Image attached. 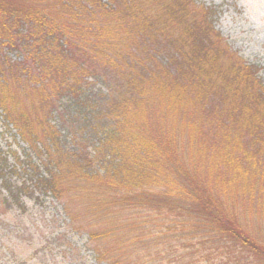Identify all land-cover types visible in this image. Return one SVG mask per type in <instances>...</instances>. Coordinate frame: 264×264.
I'll use <instances>...</instances> for the list:
<instances>
[{"label":"trees","instance_id":"1","mask_svg":"<svg viewBox=\"0 0 264 264\" xmlns=\"http://www.w3.org/2000/svg\"><path fill=\"white\" fill-rule=\"evenodd\" d=\"M212 13L198 0H0V109L27 142L25 160L14 154L18 165L0 143L5 204L23 207L36 190L51 194L72 228L91 227L94 258L80 254L82 264H264V244L224 211L229 178L219 184L222 192L207 190L209 179L195 181L194 160L182 159L166 128L162 141L158 126L145 131L136 119L126 125L128 107L144 114L142 104L158 97L161 80L160 91L177 87L187 97L192 89L200 108L231 93L247 97L241 109L252 113L250 144L237 146L233 127L223 128L231 154L238 147L245 155L217 161L249 163L250 172L236 166V183L264 198V80L215 28ZM95 34L101 41L91 39ZM148 86L155 93L146 101ZM71 114L78 134L68 138L60 122ZM156 175H165L172 190L145 194ZM147 209L178 221L168 229L161 224L159 233L153 214L136 216Z\"/></svg>","mask_w":264,"mask_h":264},{"label":"rangeland","instance_id":"2","mask_svg":"<svg viewBox=\"0 0 264 264\" xmlns=\"http://www.w3.org/2000/svg\"><path fill=\"white\" fill-rule=\"evenodd\" d=\"M198 3L213 11L212 19L215 28L222 33L232 48L238 51V55H241L248 63L257 66L259 74L264 80V0H198ZM24 28H26L25 23ZM92 36L93 41L94 39L98 42L101 41L97 39L96 34ZM67 41V45L70 44L71 47L70 39L68 38ZM64 49H66V45ZM119 64L121 65L120 62ZM175 75L180 77L179 73H175ZM156 84L159 88L162 86V80ZM221 85L222 82L219 83V86ZM171 87L174 88L172 85ZM158 88L155 87L160 92L158 97L147 108L141 103L144 114L140 110H135V106L131 109L128 104L126 105L129 106L126 112V125H131V119H136L138 124L140 120L144 121L145 125L140 127L145 131H152L151 128L158 126L156 128L157 133L162 141L164 128H166L168 134L177 141L180 148L178 153L181 152L182 159L184 161L189 159L191 162L194 160V163H189L193 165L191 168L199 173L195 177V181H203V177L209 179L207 190L222 192V186L219 184L222 183L223 179L229 178L228 181L232 183L229 184L230 187H227L223 197V208L226 209L224 211L235 217L241 228H246L244 231L247 234L255 236L264 244V198L259 196L257 190H254L255 187L245 186L244 191H242L241 184L236 183V180L238 182L242 176L234 175L236 166L239 165L238 168L241 171L249 170L250 172L251 165L242 161H231L229 157L226 165L222 164V159L217 161L219 156L234 155L241 157L245 155L238 147H234L231 154L230 144L225 146L224 143L225 134L229 131L225 128L227 130L225 132L223 128L225 124L233 127L235 137L237 139H239L237 136L240 137L237 146L244 141L245 144H250L252 138L250 132L254 128V125L249 126V123L253 122L251 120L252 113L248 109L245 110L244 107L241 109L244 104H247V97L243 98L236 93H231L230 98H227L223 103L213 100L211 106L200 108L196 106L198 98L192 89H188L189 96L184 97L182 92H178L177 87L174 88V91H168V89L160 91ZM155 89L151 86L146 88V101L150 100ZM122 92V90H116L113 94L119 96ZM162 106H167L165 108L166 114L160 112ZM184 108L191 109L187 115L183 114ZM2 114L0 109V143L5 152L11 153L10 163L15 165L17 162L14 157L15 153L21 157V160H25L24 153L27 142L22 140L18 133L16 134L15 128L6 125ZM73 116L71 114V116L63 119L64 123L60 122V125L67 130L65 134L68 138L78 134V123ZM248 117L249 119L246 121ZM262 121L264 122V120ZM156 122L158 123L155 125ZM135 124L133 123V125ZM132 131L134 130L132 129ZM138 132L141 135L143 131ZM215 149L218 150L219 155ZM169 157L172 155L169 154ZM262 158L263 161L260 166L264 171V156ZM160 162L166 165V161ZM203 167H206L207 172L202 173ZM157 169L153 167L151 171ZM165 175L171 177L172 174L169 172ZM165 175L154 176L156 184L143 189L145 194L148 191L154 194L165 191L160 190L168 188ZM14 179L17 181L18 177H14ZM158 181L159 183H157ZM69 194L72 195V193ZM7 196L8 193L5 188L0 187V264H16L13 261H20L22 264H82L79 258L80 254L87 258L86 261L92 262L94 257L87 244L90 234L87 229L90 231L91 227L84 228L83 231H76L72 228L65 219L68 217L65 215L60 202L51 194L36 190L33 194L25 195L22 200L23 207L13 204L14 202L5 204ZM163 210L174 214L178 213L172 209L159 208V211ZM146 211L155 216L154 225L158 226L156 230L158 229L159 233L161 224L164 225L163 228L168 229L173 228L178 221L177 216L169 214L171 217H166L165 214L159 213L155 209L137 210L136 216L141 217ZM71 248L73 250L69 252ZM65 251L67 254L69 252L68 256ZM258 262L261 263L259 259Z\"/></svg>","mask_w":264,"mask_h":264}]
</instances>
